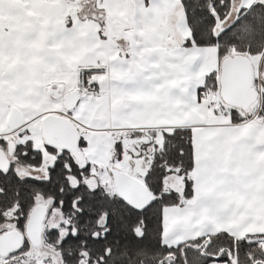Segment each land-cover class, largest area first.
<instances>
[{"label": "snow or ice", "instance_id": "6c2138e0", "mask_svg": "<svg viewBox=\"0 0 264 264\" xmlns=\"http://www.w3.org/2000/svg\"><path fill=\"white\" fill-rule=\"evenodd\" d=\"M0 264H264V0H0Z\"/></svg>", "mask_w": 264, "mask_h": 264}]
</instances>
